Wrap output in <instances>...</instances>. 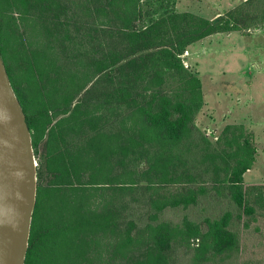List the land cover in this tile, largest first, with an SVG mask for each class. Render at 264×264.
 Returning a JSON list of instances; mask_svg holds the SVG:
<instances>
[{"label":"trees","instance_id":"trees-1","mask_svg":"<svg viewBox=\"0 0 264 264\" xmlns=\"http://www.w3.org/2000/svg\"><path fill=\"white\" fill-rule=\"evenodd\" d=\"M146 1L0 0V53L41 157L25 264H98L101 236L111 239L104 264H171L193 237L205 242L197 262L239 246L235 218L264 216V184L245 181L254 132L229 123L215 143L202 133L203 82L183 57L211 35L264 28V0L210 18L175 0L152 17ZM3 32L15 39L13 65ZM209 182L228 208L206 231L162 218L212 194ZM177 183L178 193L161 191Z\"/></svg>","mask_w":264,"mask_h":264},{"label":"rangeland","instance_id":"rangeland-1","mask_svg":"<svg viewBox=\"0 0 264 264\" xmlns=\"http://www.w3.org/2000/svg\"><path fill=\"white\" fill-rule=\"evenodd\" d=\"M242 1L244 0H175L173 9L192 11L210 18L217 12H227ZM162 3L163 0H147L145 6L149 11L158 12L151 13L155 17L165 11L168 2ZM5 14L7 17L10 11L7 10ZM19 15L15 13L16 17ZM1 40L6 51L5 59L8 64L13 65L9 48H13L15 39L10 37L8 41L3 32ZM199 43L195 50L185 54L188 65H195V62L198 64L205 94V105L197 115L196 125L215 143L227 124L244 123L254 132L258 148L257 161L245 174V181L247 184H264V28L252 29L248 34L218 33ZM40 159L41 157L36 156L37 167ZM44 181L45 179H40V182ZM211 184L209 182L208 187L212 194L199 196L198 202L188 208L170 207L162 218L181 227H185V222L189 221L206 231V219L218 217L228 208V198L223 195L225 189L217 199L215 190L210 188ZM112 187L113 184L110 183L105 188ZM183 187L184 184H169L163 186L161 191L166 194L178 193ZM107 190L109 194L112 192ZM245 219L250 221L249 227L244 226L246 220L240 222L235 218L237 225L234 229H238L239 235V246L235 250L222 255L207 252L209 259L201 258L195 262L197 254L201 253L200 247L205 242L202 238L196 240L193 237L189 246H174L170 252L171 264H264V216H256V219L245 216ZM100 238V256L103 261L98 264H104L110 256L111 239ZM180 238L181 235H178V239Z\"/></svg>","mask_w":264,"mask_h":264},{"label":"water","instance_id":"water-1","mask_svg":"<svg viewBox=\"0 0 264 264\" xmlns=\"http://www.w3.org/2000/svg\"><path fill=\"white\" fill-rule=\"evenodd\" d=\"M37 184L31 131L0 53V264H25Z\"/></svg>","mask_w":264,"mask_h":264},{"label":"built area","instance_id":"built-area-1","mask_svg":"<svg viewBox=\"0 0 264 264\" xmlns=\"http://www.w3.org/2000/svg\"><path fill=\"white\" fill-rule=\"evenodd\" d=\"M185 54H188V51H186ZM185 54L183 55V57H185ZM184 64H185L186 66H189V65H188V62L185 61V59H184Z\"/></svg>","mask_w":264,"mask_h":264},{"label":"crops","instance_id":"crops-1","mask_svg":"<svg viewBox=\"0 0 264 264\" xmlns=\"http://www.w3.org/2000/svg\"><path fill=\"white\" fill-rule=\"evenodd\" d=\"M211 36H212V35H211ZM203 40H204V39H203ZM203 40H202V41H203ZM202 41H201V42H202ZM198 44H200V43H198ZM198 44H196V45H198ZM196 45H194V46H193V49L190 50L191 52H192V50H195V49H196ZM190 51H189V52H190Z\"/></svg>","mask_w":264,"mask_h":264}]
</instances>
